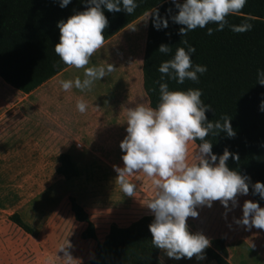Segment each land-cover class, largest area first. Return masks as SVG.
<instances>
[{"label":"crops","instance_id":"crops-1","mask_svg":"<svg viewBox=\"0 0 264 264\" xmlns=\"http://www.w3.org/2000/svg\"><path fill=\"white\" fill-rule=\"evenodd\" d=\"M141 16L106 39L91 58L89 67L115 68L91 90L65 92L60 85L61 80L83 79V69L66 67L29 92L0 77V244L15 231L20 241H27L22 246L29 250L20 259L28 264H65L59 248L67 242L74 264H82L94 255L111 224L125 227L151 214L146 206L155 195L151 181L142 173L128 177L136 193L127 197L114 170L123 167L120 143L127 135V110L149 105L142 74L147 27L141 35ZM81 99L87 104L85 113L76 108ZM191 144L197 152L198 145ZM62 153L76 164V176L66 179L57 171ZM70 197L92 221L96 239L81 237L86 223L75 219ZM246 200L256 202L247 194L238 196L234 208L229 202L231 210L219 201L198 207L199 216L188 219V228L209 239L223 238L230 264H264V230L236 223ZM13 213L32 234L9 219ZM15 254L0 251V264ZM158 256L164 264H215L205 252L203 260H175L162 250Z\"/></svg>","mask_w":264,"mask_h":264},{"label":"trees","instance_id":"trees-1","mask_svg":"<svg viewBox=\"0 0 264 264\" xmlns=\"http://www.w3.org/2000/svg\"><path fill=\"white\" fill-rule=\"evenodd\" d=\"M136 3L138 7L130 15L103 9L109 21L105 38L143 15L147 32L142 74L149 105L157 107L161 83H167L169 90H201V100L213 109V112H206L208 120L223 123L221 117L228 116L236 132L234 138H228L223 132L210 133L207 140L213 144V154L219 157L226 148L237 154L239 161L230 157L228 167L250 177L248 194L257 203H264L252 188L257 181L264 183V112L259 110L264 86L257 84V72L264 70V0H247L241 13L227 17L229 26L223 31H215L218 25L209 24L183 37L178 34L182 26L170 18L178 11L171 0H136ZM85 8V0H71L65 8L53 0H0V77L20 91L29 92L66 68L54 51L60 35L57 23ZM155 10L168 20L167 28L154 27ZM246 22L253 25L250 31L235 33L230 28V25ZM208 28L214 30L212 35L207 34ZM184 40L187 45L182 42ZM161 44L168 45L171 51L159 52ZM189 45L196 49L191 55L193 66L207 68L205 73L197 74L199 81L185 80L178 84L168 76L162 78L159 66L172 59L177 48L187 50ZM194 143L199 145L201 141ZM195 153L190 143V162ZM59 160L57 171L66 179L78 174L69 155L62 153ZM70 206L75 219L86 223L81 237L96 239L92 221L73 197H70ZM9 219L32 234L31 227L17 213L11 214ZM153 219L152 214H146L125 227L111 224L104 239L97 242L94 255L82 264H164L158 256L160 249L154 248L151 242L149 224ZM210 241V247L205 249L206 257L215 264H230L224 239L217 237Z\"/></svg>","mask_w":264,"mask_h":264},{"label":"clouds","instance_id":"clouds-1","mask_svg":"<svg viewBox=\"0 0 264 264\" xmlns=\"http://www.w3.org/2000/svg\"><path fill=\"white\" fill-rule=\"evenodd\" d=\"M61 8L67 7L71 0H53ZM86 8L76 12L66 20L57 23L59 42L55 44V54L67 68L83 69L84 78L77 76L74 80H61L60 85L65 92L74 88L91 90L97 80L105 78L115 70L112 64L107 67H89L91 58L100 51L105 43V30L109 21L103 9L115 13L124 11L132 14L138 7L136 0H85ZM178 10L171 15V20L178 25L179 35L186 36L188 32L203 29L209 24H216L215 31H223L229 26L227 17L241 13L247 0H171ZM171 9L168 12L171 13ZM154 27L167 28L168 20L161 18L155 10ZM248 19H252L248 17ZM253 25L243 23L230 25L235 33L250 31ZM213 29L208 28L207 34L212 35ZM187 45V40L182 41ZM159 52L167 54L170 47L161 44ZM195 47L189 45L177 48L172 59L159 66V72L168 76L178 84L185 80L199 81V74L207 71L202 65L193 66L191 55ZM257 84L264 86V70L257 72ZM199 89L169 90L167 83L160 84V100L157 107L138 104L127 110L126 133L120 143L123 152L121 157L123 167L114 166L117 173L116 182L127 197H134L136 184L128 177L142 173L155 189L153 199L146 205L154 216L149 224L151 242L154 248L162 250L169 258L197 260L205 258V249L211 241L202 233H191L187 221L197 218L198 207H211L219 201L227 210L229 202L237 206V198L249 193L250 177L231 170L227 161L231 157L239 161V156L226 148L222 155L213 154V144L207 140L210 133L218 135L223 132L228 138H234L231 118L221 117L215 123L208 120L206 112L213 109L201 100ZM80 113L87 111V104L81 99L76 103ZM259 110L264 112V99ZM201 141L197 152L189 159V144ZM218 160V163H217ZM254 194L264 199V183L257 181L252 185ZM242 218L236 223L248 229L255 227L264 230V208L257 202L246 200L242 208ZM71 245H61L59 251L64 253L65 264H74L69 251Z\"/></svg>","mask_w":264,"mask_h":264},{"label":"rangeland","instance_id":"rangeland-1","mask_svg":"<svg viewBox=\"0 0 264 264\" xmlns=\"http://www.w3.org/2000/svg\"><path fill=\"white\" fill-rule=\"evenodd\" d=\"M140 19H141L139 22L140 23V34L143 35V31H144L143 15L140 17ZM192 146L194 145L192 144ZM10 235H11V240H7L4 244H0V251L14 252L16 253L15 255H17V257H15L14 259H8V260H3V261L5 262V264H28V261L24 259H20L23 256V255L21 256L20 254L25 252L26 250L27 251L29 250L27 246L26 247L22 246V244L25 246V243H27V241H20L15 231H10Z\"/></svg>","mask_w":264,"mask_h":264}]
</instances>
